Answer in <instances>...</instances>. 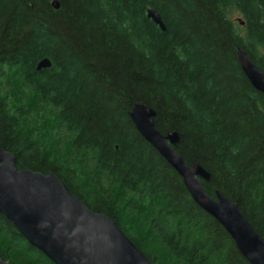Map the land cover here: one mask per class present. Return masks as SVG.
Returning <instances> with one entry per match:
<instances>
[{
	"label": "trees",
	"instance_id": "16d2710c",
	"mask_svg": "<svg viewBox=\"0 0 264 264\" xmlns=\"http://www.w3.org/2000/svg\"><path fill=\"white\" fill-rule=\"evenodd\" d=\"M52 1L0 0V147L18 169L53 172L154 264H250L129 111L154 109L211 174L206 192L237 203L264 240V94L238 60L242 48L264 73V0ZM0 257L55 264L1 214Z\"/></svg>",
	"mask_w": 264,
	"mask_h": 264
},
{
	"label": "water",
	"instance_id": "95a60500",
	"mask_svg": "<svg viewBox=\"0 0 264 264\" xmlns=\"http://www.w3.org/2000/svg\"><path fill=\"white\" fill-rule=\"evenodd\" d=\"M55 9L58 0L52 1ZM148 17L163 31L166 26L155 9ZM242 26L243 18H237ZM243 73L264 94V73L247 53L238 49ZM50 59L39 61L37 70L50 68ZM129 116L139 134L182 177L192 199L229 233L250 264H264V240L239 209L220 190L210 196L204 182L211 174L196 160L188 164L178 152L177 131L162 133L156 112L144 102H135ZM0 214L26 240L55 264H154L125 235L115 221L92 211L53 172L18 169L16 155L0 147ZM0 264H10L0 257Z\"/></svg>",
	"mask_w": 264,
	"mask_h": 264
},
{
	"label": "rangeland",
	"instance_id": "374dc122",
	"mask_svg": "<svg viewBox=\"0 0 264 264\" xmlns=\"http://www.w3.org/2000/svg\"><path fill=\"white\" fill-rule=\"evenodd\" d=\"M235 17H240V14L239 13H236L235 14ZM9 88V91L11 94L15 93V101H18V100H23L25 99V103H28L29 102V99H30V96L29 94L27 95L26 91L24 90V87H22L20 84L18 83H13L12 85L10 83H8V86ZM23 98V99H22Z\"/></svg>",
	"mask_w": 264,
	"mask_h": 264
}]
</instances>
